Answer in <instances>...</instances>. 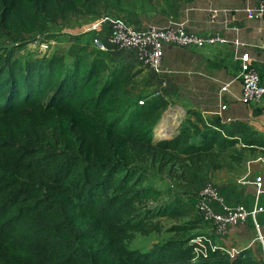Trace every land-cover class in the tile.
<instances>
[{
    "label": "trees",
    "instance_id": "1",
    "mask_svg": "<svg viewBox=\"0 0 264 264\" xmlns=\"http://www.w3.org/2000/svg\"><path fill=\"white\" fill-rule=\"evenodd\" d=\"M125 2L0 0V41L38 40L54 22L123 13ZM23 43L0 50V264H258L247 249L231 258L219 245L197 256L192 240L208 235L206 222L182 220L188 203L163 202L137 165L170 150L195 156L235 145L241 138L219 116L187 119L156 140L168 100L139 79L143 67L83 50L22 60ZM163 218L182 220L167 228L173 237L147 251L129 247L137 232L162 231Z\"/></svg>",
    "mask_w": 264,
    "mask_h": 264
},
{
    "label": "crops",
    "instance_id": "2",
    "mask_svg": "<svg viewBox=\"0 0 264 264\" xmlns=\"http://www.w3.org/2000/svg\"><path fill=\"white\" fill-rule=\"evenodd\" d=\"M258 2L259 0H182L168 7L161 6L148 11L146 16L139 10H127L123 13L126 19L139 25L163 24L169 19H175L187 20L189 29L196 33L206 34L221 30L227 40L223 44L189 48L166 46L162 71L156 78L149 75L150 86L169 101L197 103L198 110L217 113L224 124L233 123L234 133L240 138L245 136L248 139V146L264 151V99L255 103L241 101L243 87L239 77L241 67L238 59V56L247 54L255 59L257 66L262 72L264 71V59L261 54V46L264 44V18H249L245 11L248 6H256ZM211 7L228 8L230 12L227 16L221 13L214 18L210 11ZM225 18L229 19L230 28L222 24ZM101 21L104 19L93 18L89 21L65 25L61 29L65 39L50 41L58 45L55 50L64 53L70 51V47H75L73 44L79 43L78 50H83L90 56L98 53L112 64L127 63L144 67L136 50L128 54L107 46L105 39L108 29L101 25ZM233 27H237L238 31L232 29ZM41 35L45 34H38L39 37ZM236 36L245 43L239 48L233 44ZM65 47L67 50L64 49ZM203 103L207 106L204 107ZM210 103L214 105L219 103L220 110L213 111ZM221 104L226 105L224 110H221ZM261 172L263 174L258 173V176L262 178L264 189V170ZM219 189L226 198L242 201L248 208H252L255 204L257 185L253 180H239L232 186H223ZM258 199L259 203L264 205V193L260 194ZM258 221L261 234L264 236V213L258 215ZM204 231H207L219 246L236 248L240 251L247 249L253 257L256 250L262 247L264 249V242L258 237V231L251 219L230 228L223 234L217 233L213 226H209L208 230Z\"/></svg>",
    "mask_w": 264,
    "mask_h": 264
},
{
    "label": "rangeland",
    "instance_id": "3",
    "mask_svg": "<svg viewBox=\"0 0 264 264\" xmlns=\"http://www.w3.org/2000/svg\"><path fill=\"white\" fill-rule=\"evenodd\" d=\"M172 1L178 0H126L124 3V8L132 11L139 10L144 16H146L148 11L158 9L161 6H170ZM126 11V10H125ZM126 15L122 12H117L114 10L105 11L100 19L101 25L107 27L110 25L111 21L116 18L126 19ZM97 18L96 16H78L66 21H57L50 25L49 30L45 31V35H41L38 40L35 36L30 34L17 35V36H7L4 40L0 41V50L3 48H10L18 43H23V47L18 51L17 56L22 60H27L29 58L37 57L40 53L37 50V42L47 41L54 39L60 41L65 39L61 29L65 25H70L72 23H81L83 21H89L90 19ZM99 18V17H98ZM69 27V26H68ZM109 30V29H108ZM37 38V37H36ZM65 42V40H64ZM75 47H70V50H78L79 43L73 44ZM57 44L53 43L50 45L51 51L53 52L57 48ZM67 50V48H64ZM122 52H129L132 49H118ZM137 68L138 66H134ZM144 72L141 74L139 79L144 78L145 86L149 91L156 95H161L158 90L150 86L149 75L158 77V73L152 71L147 67H143ZM157 83V82H156ZM210 108L217 112L220 110L219 103L214 105L210 103ZM197 103L191 102H175L169 101L167 106H163L160 113L159 122L154 127L156 140L161 138H172L180 130L182 123L187 119L198 122V117L201 116L203 120L210 121L214 116H219L217 113H208L203 110H198L196 108ZM204 107L207 106L206 103L202 104ZM169 113H173L177 116V122L173 121V118L167 116ZM167 114V115H166ZM169 117L170 121L164 123L169 125V131L162 133L161 129L158 128L159 125L167 120ZM227 126L230 130L234 131L231 122ZM251 131V129H250ZM252 132V131H251ZM235 145L224 147V148H214L201 155L188 156L187 154L180 153L178 150L167 151L162 158H152L151 156L139 157L137 160V165L142 168L149 176V181L155 186L162 188L164 191L162 200L168 201L175 196L183 198L188 203L189 215L183 218L186 220L197 216V211L188 202V197L194 194L199 188H201L206 183H212L216 186L222 188L223 186H232L235 182L253 180L256 183V177L258 173L264 170V151L259 148H253L248 146L247 138L241 136ZM257 174V175H256ZM259 174V175H260ZM155 203L150 202L153 206ZM182 220L166 219L163 218L161 223L163 224V230L160 232H152L150 234H142L140 232L135 233L133 238L129 241V247L133 249H140L142 251H147L152 248L157 243H162L175 235L174 232L168 231L172 224L181 222ZM213 226L210 223H206L203 226L204 229ZM236 225H232L226 229V232L230 228H234ZM214 227V226H213ZM225 232V233H226ZM256 232V230H255ZM207 233V231H206ZM209 234V233H208ZM259 244L262 246L261 241ZM255 259L258 264H264V249L263 247L256 250Z\"/></svg>",
    "mask_w": 264,
    "mask_h": 264
},
{
    "label": "built area",
    "instance_id": "4",
    "mask_svg": "<svg viewBox=\"0 0 264 264\" xmlns=\"http://www.w3.org/2000/svg\"><path fill=\"white\" fill-rule=\"evenodd\" d=\"M212 16L216 18L219 14L226 16L230 12L228 8L211 7ZM249 18H264V0H259L258 4L245 9ZM229 19L225 18L222 24L230 28ZM105 43L109 47L117 49L136 50L142 66L153 70L156 73L162 71L164 49L166 46H179L189 48L192 46L205 47L226 43L227 40L221 30L208 32L206 34L196 33L189 29L187 20L169 19L163 24H134L126 19H113L108 26ZM236 32L237 27H233ZM53 41L37 42V50L40 57L50 54ZM96 43L98 40L96 39ZM236 48L245 43L236 36L233 40ZM106 48V47H104ZM261 54L264 59V44L261 46ZM240 60V79L242 81L241 101L245 103H255L264 99V71L262 72L256 64V60L249 55L238 56ZM142 103V102H140ZM226 108L221 104V110ZM219 114H221L219 112ZM256 201L252 208L238 200L226 198L219 187L212 183H206L191 195L193 205L198 216L204 222L214 226L217 233L223 234L232 225H238L248 220H252L258 231V237L264 242V236L260 231L258 215L264 213V205L259 203V195L264 193L262 178L256 177ZM196 243L197 256L206 257L210 248L215 249L218 244L208 235H199L192 240ZM231 258H235L241 251L236 248L221 246Z\"/></svg>",
    "mask_w": 264,
    "mask_h": 264
},
{
    "label": "bare ground",
    "instance_id": "5",
    "mask_svg": "<svg viewBox=\"0 0 264 264\" xmlns=\"http://www.w3.org/2000/svg\"><path fill=\"white\" fill-rule=\"evenodd\" d=\"M167 115V114H166ZM167 116H170V117H172V116H176V115H174L173 113H169ZM169 120V117L167 118V120L165 121V122H163V123H161L160 125H159V127L158 128H160L161 129V132L162 133H165V132H167V131H169V125H165L164 123H166L167 124V122L169 123L170 121H168ZM173 121H176L177 122V118H173Z\"/></svg>",
    "mask_w": 264,
    "mask_h": 264
}]
</instances>
